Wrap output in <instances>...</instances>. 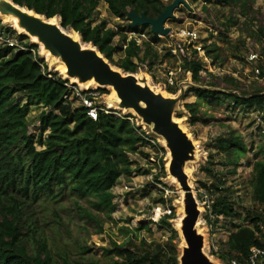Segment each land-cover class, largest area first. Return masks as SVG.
I'll return each mask as SVG.
<instances>
[{"label":"trees","instance_id":"trees-1","mask_svg":"<svg viewBox=\"0 0 264 264\" xmlns=\"http://www.w3.org/2000/svg\"><path fill=\"white\" fill-rule=\"evenodd\" d=\"M11 1L46 19L58 17L63 29L77 33L84 44L93 45L112 66L128 74H136L139 65L156 59L152 51L161 43L149 27H131L128 14L133 12L156 19L170 4V0H103L110 15L124 22V26L117 25L111 29L105 21L93 25L98 0ZM201 1L204 5L214 1L220 8H236L241 12L249 6V0ZM173 20L174 17L166 24ZM5 29L15 35L9 28ZM143 32L148 33L149 40L143 43L142 48L133 40L127 41L128 33ZM118 36H121V42L114 45ZM26 39L25 36H17L26 51L0 46V264H69L63 254L54 260L48 247L50 236L46 230L53 232L55 237L60 235L63 227L58 215L61 210L58 209L64 201L71 200L77 216L95 224L101 232L99 216L105 215L110 220L116 209L113 188L121 177L131 176L129 157L143 154L146 143L140 128L129 121V118L134 120L131 115L117 117L114 115L116 111L111 110L108 114L98 112L95 121L89 119L87 109L81 104L75 106L76 98L70 100L73 91L67 80L50 72L37 55V47L23 42ZM217 51L216 47L206 50L213 62L218 60ZM116 55L120 58L114 62ZM181 68L191 73L193 85L187 88V92L196 97L195 103L185 105L191 119H196L197 107L201 103L221 104L224 100H231L233 107L242 106L246 111L264 116V89L240 95L219 91L201 82L200 73L209 72L200 61L185 60ZM259 70L262 76V68ZM168 90L170 94L176 93V90ZM97 92L106 93L99 88ZM17 93L24 95L27 102L21 105L15 99ZM33 105L43 110L36 135L29 132L28 116ZM215 148L225 157L227 165L233 167L229 174H234L247 152L242 140L233 134L217 139ZM259 152L262 159L246 165L251 167L252 200L263 205V148ZM163 177L165 173L161 167L154 183ZM223 184L219 181L220 186ZM212 190L217 196L211 204V219L214 222L220 217L233 220L237 215L228 200V190L216 186L206 189L209 193ZM169 219L171 217L164 216L159 220L168 230ZM208 222L211 223L210 220ZM263 223L264 213L247 212L243 225L235 226L223 245L224 249L214 253L215 256L224 264H229V259L247 264L252 248L264 250L260 229ZM162 226L160 228H164ZM169 232L170 238L164 248H158L157 256L136 255L116 245H113V251H105L106 256L120 258L121 261L114 264H178L172 245L177 235L175 231ZM29 247L33 248L32 252H29ZM88 252L83 249L80 255ZM89 264L96 263L89 261Z\"/></svg>","mask_w":264,"mask_h":264},{"label":"rangeland","instance_id":"rangeland-1","mask_svg":"<svg viewBox=\"0 0 264 264\" xmlns=\"http://www.w3.org/2000/svg\"><path fill=\"white\" fill-rule=\"evenodd\" d=\"M165 1L169 2V0ZM185 1L187 7H179L174 11V20L166 24V27L174 34L183 29L198 31L203 53H192L191 57L205 65L211 75L201 72V82L209 86L208 88L213 87L216 90L235 95L263 91L264 74L261 76L259 69L261 67L264 73V0H249V6L245 12L236 8L233 10L220 8L215 5L214 1L208 5H204L201 0L198 2ZM171 2L172 0H170ZM1 20L0 16V27L9 28L15 34L14 36H25L16 32L10 23ZM103 21L111 29H115L117 25L124 26V22L121 23L110 15L104 1L98 0L93 25ZM26 38L23 42L34 45L29 37ZM120 42L121 36L114 39V45H119ZM164 43L165 40H162L161 44ZM36 47L37 55L43 59L47 69L57 73L64 80L65 77L54 69L55 64L52 65L53 67L49 66L46 59L43 58L39 46ZM214 47L218 49V60L215 62L206 54V50H213ZM152 52L157 56L156 59L145 61L142 64L144 67L138 69L135 75L138 78L146 76L147 84L152 90L161 92L170 98L179 97L180 87L185 88L184 93L180 96L175 118L191 138L195 147L194 159L187 165L186 170H189L188 182L200 211V225L197 226V230L204 238V253L213 262L224 264L214 254L224 249L222 237L226 241V233L233 232L235 226L243 225L247 212L260 215L264 213V204L259 205L252 200L251 167L246 165L262 159L259 151L261 148L264 150V116L251 110L246 111L242 106L233 107L231 100H224L221 104L201 103L197 107L195 116L199 120L191 119L190 112L185 108V105L193 104L196 101V97L187 92L189 85H193L191 73L186 74L184 71L176 73L174 76L175 85L170 87L167 81L168 77L166 78L167 69L168 67L181 68L182 60L169 56L164 46L153 48ZM250 54L256 55L253 62L248 61ZM119 58L120 55H116L113 57V61L117 62ZM151 62L154 64L149 66ZM256 71H258V75ZM67 82L69 86H72V80L69 79ZM75 89L79 93L95 91L94 103L96 105H100L106 110L116 111L114 106L117 101L111 99L109 89H103L106 91L105 94L98 93V88L94 86L83 88L82 84H75ZM168 89L176 90V93L170 94ZM75 96V93L73 96L71 95L70 100H73ZM15 99L21 105L27 102L24 95L20 93L15 95ZM74 103L75 106L79 105V101ZM42 112L43 110L39 106H31L28 116L31 134L38 133L39 115ZM118 114L131 115L134 117L135 123L142 127V130L148 131L151 136L155 137L149 128L142 125L134 115L120 111ZM257 118L260 119L259 122ZM230 134L240 138L247 151L241 158L234 174H229L233 167L227 165L225 157L215 148L217 139L226 138ZM155 138L159 139L158 144L163 151L144 149L143 154L138 153L129 157L132 162L131 176L121 177L113 188L116 209L110 220L105 215L99 216L101 232L98 231L95 224L77 216L76 208L71 200L62 203L58 209L61 210L58 215L63 223L60 235L54 237L53 232L46 230L47 235L50 236L47 240L48 247L54 260H58L56 256L63 254L69 264H89V261L96 264H114L116 261H121L120 258L114 255L106 256L105 253L107 250L113 251V245L128 249L136 255L157 256L158 248H164L169 240V231L171 230L175 231L177 235V238L172 240V245L176 250L179 264L184 242L178 232L180 229H176V225L178 219L183 218V195L176 181L171 179L166 172L169 154L162 140L157 136ZM255 156H257L256 159ZM158 165L163 167L165 177L160 178L159 182L155 184L154 177L160 172ZM146 172H148L147 175L144 174ZM219 181L224 183L223 186L219 185ZM211 186L228 190V200L237 215L233 220L220 217L217 222H214L210 219L204 197H207L211 209V204L217 196L214 190L212 193L206 191ZM162 210L171 211L169 216L171 219L167 220L169 230L160 222L157 224L152 222L153 216ZM209 220L211 223L208 222ZM161 226L164 228H160ZM260 229L263 235L261 239L264 240V223ZM22 233L25 232L22 231ZM28 249L29 252L33 251L32 247ZM83 249H87L89 252L81 256Z\"/></svg>","mask_w":264,"mask_h":264},{"label":"water","instance_id":"water-1","mask_svg":"<svg viewBox=\"0 0 264 264\" xmlns=\"http://www.w3.org/2000/svg\"><path fill=\"white\" fill-rule=\"evenodd\" d=\"M179 7H187L186 1L172 0L156 19L130 12V26H147L153 35L167 37L171 30L166 27V22L174 17V11ZM0 16L16 20L23 35L34 38L35 46L42 45L57 63L63 64L66 69L64 80L73 79V85L92 82L96 88L112 89L117 98L114 110L134 115L162 140L169 152L166 172L176 181L183 195V218L179 229L184 247L179 264H217L204 253V238L197 230L200 211L186 174L187 165L194 159V143L175 118L185 88L180 87V95L176 98L155 92L144 76L138 78L112 66L93 45L84 44L72 31L78 35L79 39L75 40L62 28L59 18L58 24L51 23V19L19 7L11 0H0Z\"/></svg>","mask_w":264,"mask_h":264},{"label":"built area","instance_id":"built-area-1","mask_svg":"<svg viewBox=\"0 0 264 264\" xmlns=\"http://www.w3.org/2000/svg\"><path fill=\"white\" fill-rule=\"evenodd\" d=\"M118 20V19H117ZM119 21V20H118ZM121 22V21H120ZM122 23V22H121ZM130 23V22H129ZM127 41L133 40L135 45L142 48V45L144 42H147L149 40V35L147 32H143L140 34H135V33H128L127 35ZM157 38L162 41L165 40L164 44L159 43L157 45L158 46H164V48L167 51V54L175 59L179 58L182 60V62L186 61H190L193 60L191 55L192 53H196V54H202L203 53V49H202V43H201V39L199 36L198 31L196 30H187V29H183V30H179L177 31V33H172V31L170 32V34L167 37H161L159 35H157ZM0 46L1 47H9L11 49H13L14 51H26L27 49L24 47V44L22 42H20L19 40H17V36H14L12 34H10L9 32L6 31L5 27H0ZM156 47V48H157ZM256 59V55L254 54H250L248 57V61L253 62ZM144 67V65H139V69ZM181 71H184L182 68L177 67L175 69L169 68L167 69V76L168 77L167 81H168V85L170 87H173L175 85V81H174V76L176 75V73H180ZM185 72V71H184ZM186 74H190V72H185ZM256 74L258 75V71H256ZM72 86L68 87L73 91V94L75 93V98L77 99V101H79V104H81L83 107H85L87 109L86 115L89 119L95 121L97 118V113L98 112H103L105 114H108V111H111L109 109H105L104 107L100 106V105H96L94 103V97L96 96V92L95 91H90V92H77L75 89V85L71 84ZM85 93V94H83ZM72 94V96H73ZM114 115H116L117 117H120V114H118V111H116V113H114ZM129 121L131 123H133L136 127L140 128V133H141V137L142 139L145 141L146 143V149H155L157 152H162V148L159 147L158 144V140L151 136L150 133L146 130H142V127H140L138 125V123H135L134 120L129 118ZM257 121L259 122L260 119L257 118ZM158 138V137H157ZM156 154V153H154ZM153 162H155L153 160ZM159 167V165H158ZM161 167H159L160 170ZM205 201L204 203H206V210L207 212L210 214V219L211 217V209H210V203L207 200V197H204ZM171 211H165L162 210L160 213L156 214L153 216L152 218V222L154 224H157L159 222V220L164 217V216H170ZM229 264H239L238 261L236 259H229ZM247 264H264V250L258 249V248H252L250 250V255L247 261Z\"/></svg>","mask_w":264,"mask_h":264},{"label":"bare ground","instance_id":"bare-ground-1","mask_svg":"<svg viewBox=\"0 0 264 264\" xmlns=\"http://www.w3.org/2000/svg\"><path fill=\"white\" fill-rule=\"evenodd\" d=\"M2 18V20L4 21V22H7V23H10L11 24V26L16 30V32H19L20 34H23L22 33V31L19 29V27L17 26V21L16 20H13V19H9V18H7V17H4V16H2L1 17ZM1 20V21H2ZM51 23H55V24H58L59 23V20H58V17L57 18H53V19H51V21H50ZM66 32L69 34V35H71L75 40H78L79 38H78V35H76V34H74L71 30L69 31V30H66ZM33 42L35 41V39L34 38H30ZM39 49H40V52H41V54H42V56H43V58H45L46 59V61H47V63L49 64V66H52L53 64H55L54 65V69H56V71H59L60 73H61V76L63 75V77H65L66 78V76H65V71H66V69H65V67H64V65L63 64H61V63H57L56 62V60H55V58H53L47 51H44L43 50V46L42 45H40L39 44ZM53 67V66H52ZM53 69V68H52ZM143 77V76H142ZM64 78V79H65ZM141 78V77H140ZM144 78L145 79H147V77L146 76H144ZM70 80H72L73 81V79H70ZM80 86V85H79ZM90 86H94V87H97V85H94V84H92V82H87V83H85V84H83V88H88V87H90ZM110 91H111V95H110V97H111V99H113L114 101H117V98H116V95H115V92L112 90V89H109ZM158 91V90H157ZM108 101V100H107ZM122 112H124V111H122ZM127 113H129V112H127ZM179 123V122H178ZM168 152V151H167ZM168 154H169V152H168ZM166 168H168V164H166ZM189 173V170L187 169L186 170V174H188ZM180 210V209H179ZM181 211V210H180ZM177 219V218H176ZM180 222H181V218L180 219H178V222H177V225H176V229H179L180 228ZM200 224H199V221H198V226H199ZM178 232H179V235H180V237H181V234H180V230H178ZM198 232H199V230H198ZM181 239H182V237H181ZM182 241H183V239H182ZM184 242V241H183ZM182 244V243H181ZM182 247H184V246H182Z\"/></svg>","mask_w":264,"mask_h":264},{"label":"crops","instance_id":"crops-1","mask_svg":"<svg viewBox=\"0 0 264 264\" xmlns=\"http://www.w3.org/2000/svg\"><path fill=\"white\" fill-rule=\"evenodd\" d=\"M221 234L225 235L224 233H221ZM221 234H220V235H221ZM230 234H231V233H229V234L226 233V236H227L226 241H225L224 237H222V239H223V243H224V244L227 242V240H228Z\"/></svg>","mask_w":264,"mask_h":264}]
</instances>
